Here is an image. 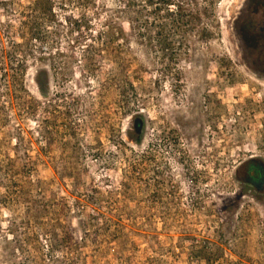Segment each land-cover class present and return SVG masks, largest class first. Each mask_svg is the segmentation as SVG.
<instances>
[{"label":"rangeland","instance_id":"374dc122","mask_svg":"<svg viewBox=\"0 0 264 264\" xmlns=\"http://www.w3.org/2000/svg\"><path fill=\"white\" fill-rule=\"evenodd\" d=\"M144 1L0 0V264H264V0Z\"/></svg>","mask_w":264,"mask_h":264},{"label":"flooded vegetation","instance_id":"af4514ba","mask_svg":"<svg viewBox=\"0 0 264 264\" xmlns=\"http://www.w3.org/2000/svg\"><path fill=\"white\" fill-rule=\"evenodd\" d=\"M239 40L264 55V25L261 27L258 24L253 25L244 37L239 36ZM235 180L242 195L264 196V166L256 157H250L249 160L240 163L235 171Z\"/></svg>","mask_w":264,"mask_h":264},{"label":"trees","instance_id":"16d2710c","mask_svg":"<svg viewBox=\"0 0 264 264\" xmlns=\"http://www.w3.org/2000/svg\"><path fill=\"white\" fill-rule=\"evenodd\" d=\"M153 1H156V0H145L144 2H145V4L147 3L149 7H150V6L152 7V6H156V5H154ZM157 1H158V0H157ZM130 3L132 4V3H134V2H130ZM156 3H157V2H156ZM164 5L166 6V11H167V13H170V14H174V13H175V11L172 10V9L170 8L171 4H170L169 1L166 0V2L164 3ZM176 11L178 12V10H176ZM2 59H3V58H2ZM136 129H137L138 131H139L140 129H142V123H141V122L136 121Z\"/></svg>","mask_w":264,"mask_h":264}]
</instances>
